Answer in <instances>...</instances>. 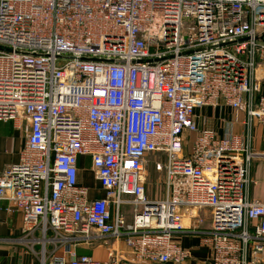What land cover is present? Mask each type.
<instances>
[{"label":"built area","instance_id":"built-area-1","mask_svg":"<svg viewBox=\"0 0 264 264\" xmlns=\"http://www.w3.org/2000/svg\"><path fill=\"white\" fill-rule=\"evenodd\" d=\"M263 78L264 0H0V123L26 142L0 170V218L4 202L22 215L37 264H186V234L211 264H264V203L251 198L264 153L253 134L196 119L223 103L264 127ZM152 161L161 199L146 191ZM126 205L140 209L132 224ZM107 238L135 260L76 251Z\"/></svg>","mask_w":264,"mask_h":264},{"label":"crops","instance_id":"crops-1","mask_svg":"<svg viewBox=\"0 0 264 264\" xmlns=\"http://www.w3.org/2000/svg\"><path fill=\"white\" fill-rule=\"evenodd\" d=\"M262 92L264 94V78L262 82ZM198 126L202 129H209L217 132L219 136H224L228 131L236 135L244 136L253 134V149L264 153V127L255 122L251 128L246 124V114L244 111L236 112L225 106L223 103L216 108H203L196 111ZM25 135L17 132L11 123H0V170H5L9 166L19 161V153L25 144ZM81 168L89 169V160H81ZM88 179L94 180L92 175L86 171L83 173V181L86 186L94 189L93 185L87 184ZM251 198L264 203V160L254 162L252 169ZM147 189V188H146ZM147 191V190H146ZM98 195V196H97ZM93 197L103 198L104 192L94 193ZM133 205L123 206L121 213L128 224L133 223L135 211ZM9 204L2 203V214L0 218V264H37V257L28 250V247L19 241L23 236V217L20 213H10L7 211ZM203 223L197 224V228L204 230L211 228L208 211L202 213ZM176 241L189 252L190 259L186 264H211V250L202 245L201 236L197 234H186L176 236ZM79 255L89 256L96 261L108 263L115 256L125 257L135 260L125 244L124 239L114 240L107 238L97 240L92 244L82 245L76 249ZM139 264H152L140 262Z\"/></svg>","mask_w":264,"mask_h":264},{"label":"rangeland","instance_id":"rangeland-1","mask_svg":"<svg viewBox=\"0 0 264 264\" xmlns=\"http://www.w3.org/2000/svg\"><path fill=\"white\" fill-rule=\"evenodd\" d=\"M163 179L164 174L156 170V162H150L147 166V193L149 198H163L160 195L163 191V187L160 184V181H162ZM87 184L95 186L96 182L94 180L88 179ZM132 208L133 211H140V209L136 210V207L134 206H132Z\"/></svg>","mask_w":264,"mask_h":264}]
</instances>
